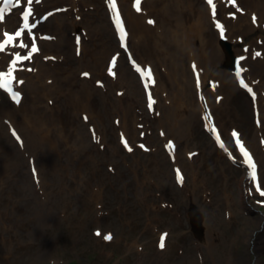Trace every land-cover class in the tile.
I'll return each mask as SVG.
<instances>
[{
  "label": "rangeland",
  "instance_id": "obj_1",
  "mask_svg": "<svg viewBox=\"0 0 264 264\" xmlns=\"http://www.w3.org/2000/svg\"><path fill=\"white\" fill-rule=\"evenodd\" d=\"M35 7L36 22L40 19L45 22L53 15L40 30L56 39L49 41L31 64H54L59 82H70L66 86L73 84L80 91L89 88L94 98L89 112L94 120L91 125L96 126L98 121L101 128L103 126L101 134L106 150L90 151L91 144L96 149L98 144L92 140L90 144L87 128L77 126L74 115L78 106L73 94H66V100L55 103L58 113H49L48 98L37 101L35 119L37 123L44 121V125L36 130L40 142L34 149L24 143L29 132L28 125L24 124V112L13 122L14 131L20 137L18 143L16 134H9L8 126L0 121L3 126L0 133V264H49L52 259L61 261L68 256L77 257L78 264H264V216L253 208L256 207L253 204H258L256 196L246 198L249 201L241 199L245 192L242 167L231 162L203 130L204 122L196 104L172 107L169 127L173 135L164 130L173 138L172 149L161 138L157 106L150 101L141 73L136 72L131 60L125 57L128 53L115 33L113 18L104 0H42ZM65 8L67 11L57 14ZM150 10L156 21H160V13ZM14 17L13 21L18 24V15ZM73 23L78 26L77 34L88 44V51L93 50V58L92 52L87 57L93 64L90 69L84 68L86 57L80 63L82 58L76 55L77 48L74 50ZM159 31L160 27L148 32L146 44L150 37L155 39ZM31 36L27 33V44ZM43 37L48 40L47 36ZM62 39L69 41L71 47L67 43L58 52L56 43ZM106 41L107 48L104 47ZM133 43L128 41L127 46L133 48ZM144 44L145 39L140 51ZM115 52L120 53L123 71H127L132 81L119 91L107 76L108 57ZM59 55L65 58L70 55L74 62L59 63L54 60ZM101 57V65L94 67ZM144 58L135 55L137 62ZM223 58L218 65L228 70L224 65L225 56ZM146 61L153 62V58ZM81 70L92 74L81 79ZM96 80H101V84ZM24 91L28 97L30 92ZM241 94L238 98L245 115L249 103ZM225 95L224 110L221 106L220 117L216 115L224 136L232 141L231 138L241 135L257 150L262 143L259 137L252 141L250 128L247 129L251 120L244 115L236 118V95H231L230 100L229 94ZM160 104L159 107L164 106V98ZM124 106L127 112L120 111ZM261 108L262 114L249 116L264 117V103ZM192 118H195L193 122ZM56 121L57 128L66 124L73 133L71 136L67 131L70 143L62 144L60 151H52L54 147L48 148V145L56 144L43 139V129L47 133L49 129L54 130L56 127L51 126ZM96 137L99 139V134ZM123 137L127 138L129 148L122 143ZM31 163L40 171L39 184L32 178ZM263 166L260 163L259 168L264 173ZM112 167L114 172L108 170ZM177 170L182 181L177 179ZM99 180L104 181L98 199L100 209L89 192L90 186ZM159 193L163 194L158 203L164 209L163 221L169 219V225H163L162 229L170 234L163 250L156 248L153 237L143 234L152 225L157 205L155 195ZM90 199L91 207H87ZM98 217L102 218L101 223L97 222ZM196 225L199 236L193 230ZM94 229H100L101 235L97 236ZM107 230L121 238L119 243L103 242L104 235L109 234Z\"/></svg>",
  "mask_w": 264,
  "mask_h": 264
},
{
  "label": "bare ground",
  "instance_id": "obj_2",
  "mask_svg": "<svg viewBox=\"0 0 264 264\" xmlns=\"http://www.w3.org/2000/svg\"><path fill=\"white\" fill-rule=\"evenodd\" d=\"M106 1L109 2V10H112L114 15L117 14L120 7L123 8L124 14L120 16L122 27L117 23H115V26L120 36L124 35L128 41H134V50H139V41L145 36V34H141L146 33L147 30L153 32L155 28L150 26L147 29L145 28V25L142 24L144 16L141 13L140 15L135 14L133 17L130 16V2L133 0ZM217 2L219 6L215 4V0H212V4L206 3L204 0H140L138 5L140 8H145V10L152 6L154 8L162 6L158 10L161 15L159 21L161 31L154 36L155 39L150 37L151 43L145 44L143 46L144 51L140 52L147 60L153 58L152 63L147 61L141 63L143 64L142 68L150 73L148 85L151 88L153 86L158 87L154 89L155 93L150 92V94L157 98L158 95L174 98L175 104L192 103L195 100V104L199 107L206 121L212 119L213 111L217 112V115L219 113L220 108H217L216 105L218 103L216 100L218 95L223 92L229 95L241 92L239 90L240 82H243L248 89L258 88L260 91L263 84L260 81L258 82L256 77H264V47L261 49L259 46L260 40L264 38V0H241L242 5L244 3L248 11L246 13L248 16L244 20L241 15L236 20L226 17V7L234 6L233 0H218ZM124 16H129V19H125ZM250 18L253 19L252 22ZM247 22L248 24L244 25ZM222 36L232 40L234 42L233 46L237 45L239 37L252 36L244 44L242 51L235 50L239 54L238 60L241 67L239 75L229 74L224 70H219L217 67L222 61V53L219 48V40ZM67 43L69 41L62 39L58 44L56 43V48H62ZM69 47H71L70 43ZM253 50H260V57H252L253 53H257L253 52ZM130 51L132 52V50ZM46 72L48 73V71ZM126 72L123 71L121 64L118 65L115 77L116 85H129L132 83V81H129ZM33 78L36 83L38 80L41 81V84L37 85L36 88L43 94L48 93V87L55 84V79L51 81L48 74L40 70L37 71ZM209 82L211 89L206 87ZM165 84L170 87H163ZM179 86H181V89L177 91ZM160 88L165 91L157 95ZM84 89L79 98L74 95L77 101H80L79 104H81L84 97L87 101L92 102L89 88L85 87ZM196 89L200 90L199 95L202 105L197 101ZM32 99L35 101V96ZM160 112L158 121L161 127L173 135V130L169 127V121L172 117L171 111L164 109L160 110ZM1 113L3 112L0 110ZM79 113L81 115L87 114L82 111H79ZM32 114L35 118L37 110H32ZM193 119H191V122ZM257 123L256 126L253 125L255 130L249 133L252 141L256 140L255 137L264 135V118L259 119ZM33 126L35 127V125ZM0 133H2L1 128ZM164 137L171 136L165 134ZM35 140V136H31V141L27 145L34 149V147H37V145L35 146ZM166 140L168 139L166 138ZM240 141L241 138L236 143ZM240 144L242 145V143ZM251 154L254 161L251 167L257 170L260 160L264 163V148H261L259 157H256L252 151ZM242 158L241 156L242 162L246 163ZM193 184L192 186L195 185ZM155 197L157 198L155 201L157 205L152 218V225L143 234L153 237L154 245L158 246V242L162 237L160 232L164 227L163 225H169V219L168 222L163 221V209L158 205L163 199V194L159 193ZM169 237L168 235L166 244H168ZM208 249L211 252V247H208Z\"/></svg>",
  "mask_w": 264,
  "mask_h": 264
},
{
  "label": "snow or ice",
  "instance_id": "obj_3",
  "mask_svg": "<svg viewBox=\"0 0 264 264\" xmlns=\"http://www.w3.org/2000/svg\"><path fill=\"white\" fill-rule=\"evenodd\" d=\"M4 2H5L6 4H7V3H11L12 0H4ZM136 2H137V5H139L140 0H136ZM234 2H235V0H233V3H234ZM28 3H32V0H28ZM208 3H209V4H212V0H208ZM138 10H139V9H138ZM30 12H31V10L29 9L28 12H26V13L24 14V17H23V19H24V21H25V23H24V27H25V28H28V23H27V21H28V17H29ZM3 17H4V10H3V9H0V19H3ZM149 23H152V21L150 20ZM20 35H21L20 32H17V33H16V36H20ZM2 49H3V45H0V50H2ZM257 55H259V54L257 53ZM9 75H10V74H9ZM237 75H239V72H237ZM241 83H243V82H241ZM150 101H151V98H150ZM149 106H151V102H150V105H149ZM233 135H235V133H234ZM125 146H127V145H125ZM129 150H131V149H129ZM245 154H246V153H245ZM177 179H178V181H182V177L180 176L179 170H177ZM262 195H264V193H262ZM96 235H97V236H100L101 233H100V232H97ZM165 236H166V234H165L164 236L161 237V241H160V247H161V248L164 247V239H165ZM103 238H104L106 241H110L113 237H112L111 234H107V235H104Z\"/></svg>",
  "mask_w": 264,
  "mask_h": 264
}]
</instances>
